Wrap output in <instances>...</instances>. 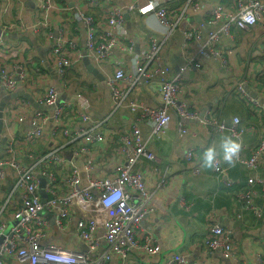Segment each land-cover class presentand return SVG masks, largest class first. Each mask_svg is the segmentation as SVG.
<instances>
[{"label":"built area","instance_id":"2783aa9c","mask_svg":"<svg viewBox=\"0 0 264 264\" xmlns=\"http://www.w3.org/2000/svg\"><path fill=\"white\" fill-rule=\"evenodd\" d=\"M35 1L44 11L55 8V0ZM119 1H122L123 9L128 14H152L157 20L159 35L149 36L141 54L132 53L134 45L124 27L123 11L115 5L105 12L107 30L101 28L100 34L91 16L82 12L76 17L84 25L83 50L68 35L63 24L57 29L55 38L48 35L51 41L50 60L62 85L69 69L78 64L85 54L94 67L105 75L104 83L113 106L112 113L126 110L134 117L129 130L118 136L117 158L110 165L111 177H99L94 173L97 161L92 155L96 147L106 143V119L92 120L72 102H61L56 89L49 88L42 98L35 101L53 107L51 112L37 110L28 119L30 130L24 136L10 138L4 151L0 148V186L6 187L11 177L8 191L4 197H0V264H128L129 257L135 260L132 264H146L158 257L164 251L163 247L144 227L145 222L155 217L156 209L152 205V193L146 177L137 166L145 162L158 163L150 143L166 133L173 115L181 120L178 129L182 134L187 132L184 122L199 119L198 114L190 111L181 101V75L171 73L162 52L173 32L191 14L197 16L199 21L187 25L179 44L183 53L190 46L195 50L193 57H187L186 68L201 71L203 59H219L225 67L226 51H223L221 37L232 39L233 28L249 31L264 21V0H233L235 10L232 12L224 11L221 5L207 9L198 0H182L181 10L177 13L165 6L170 0ZM115 50L130 54V72H126L120 64L112 74L105 73L104 63ZM261 74L258 72L254 77L259 80ZM18 75L21 80L25 79L22 72ZM249 81L247 76L239 77L235 92L260 114L264 126V95L262 101L253 97L247 89ZM152 84H159L156 107L131 98L133 90ZM17 85L18 81L11 73L1 71L0 90L12 94ZM23 105L27 107L30 103L25 100ZM5 106L0 108L3 123ZM211 116L208 112L202 115L201 127H213L216 132L226 129L223 121H216ZM24 121L23 117L17 118L19 123ZM49 122L54 125L47 130ZM77 123H89L90 126L77 127ZM141 125L147 127L146 133L141 130ZM228 131L233 138L240 139L245 129L239 118L234 117ZM58 135L65 140L63 146L57 144L42 154L26 149L45 137L55 138ZM242 150L241 145H236L227 153L224 161L256 169L258 161L264 156V129L248 158L242 157ZM193 154V149L185 152L184 160L188 164L193 163ZM224 161L219 157L214 158L213 171L217 175L224 176ZM191 170L194 174L198 173L196 168ZM41 181L44 182L43 187L40 186ZM163 184L164 179H161L155 187L161 188ZM225 186L230 188L233 183L225 180ZM41 191L46 194L44 203ZM257 195L264 197V182L254 178L249 180V188L238 194V200L247 211L260 218L258 208L249 201ZM16 197L19 205L8 213V220L13 224L7 230L9 223L2 216L7 208H12ZM177 204L185 211L189 210L183 196H178ZM262 222L264 225V218ZM71 229L74 238L84 245V251L46 243L47 235H63ZM205 247L209 253H219L223 260L234 258L229 233L219 225L211 227ZM161 264L190 263L186 255L173 253ZM257 264H262L261 260L258 259Z\"/></svg>","mask_w":264,"mask_h":264},{"label":"crops","instance_id":"0c3cea01","mask_svg":"<svg viewBox=\"0 0 264 264\" xmlns=\"http://www.w3.org/2000/svg\"><path fill=\"white\" fill-rule=\"evenodd\" d=\"M55 0V8L44 11L35 0H0V73L6 70L18 81L19 97L10 99L4 108V123L0 134V148L4 151L8 140L12 137L24 136L30 130L29 118L37 111L32 105H23V94H28L34 100L42 98L47 90L54 87L61 102L71 95H80L88 103L86 110L77 102H72L81 112L88 114L92 120L106 119V143L96 147L92 155L97 161L94 173L111 177L110 165L114 164L118 153V136L129 130L134 119L126 110L112 113L105 83L98 81L89 74L82 60L69 69L65 84L58 79L50 60L49 49L57 29L62 24L68 35L84 49V25L76 17L84 12L94 19V24L100 34L101 28L107 30L105 12L110 6L122 9L124 27L128 38L132 41L135 54H141L148 44L151 34L157 36L158 23L151 15L128 14L119 0ZM205 8L223 6L224 11L235 10L233 0H198ZM182 0H170L165 3L175 13L181 10ZM142 5V2H140ZM124 11L127 13L124 15ZM197 18V19H195ZM196 20V21H195ZM199 21L197 16L189 15L187 21L173 32L170 42L162 52V58L167 63L173 75H181V101L188 109L198 114L199 119L184 122L186 134L179 132L181 121L173 115L166 133L150 143L151 151L158 158V163H141L137 169L144 174L150 192L155 217L144 223L146 232L155 242L163 247V252L146 264H161L173 253L187 256L190 264H257L258 259L264 264V197L257 195L249 201L260 213V218L244 208L238 200V194L249 188L250 179H260L264 182V156L258 161L256 169H251L241 163H226L227 153L236 145H241L242 157L248 158L253 148L258 144L264 126L259 113L245 102L235 92L239 77H249L248 92L262 101L264 95V21L253 26L249 31L232 29V39L221 37L226 66L220 60L203 59L202 70L186 68V59L193 57L195 50L190 46L186 53L180 49L182 33L191 22ZM156 33V34H155ZM130 72V54L113 51L111 57L104 63L105 73L112 74L118 65ZM23 73L21 80L18 73ZM262 73L259 80L254 77ZM101 73V72H100ZM104 75V74H102ZM105 77V75L103 76ZM13 94V93H12ZM131 98L140 100L149 106H157L159 101V84L147 88L141 87L132 91ZM27 101V100H26ZM67 102V101H66ZM264 106V104H263ZM44 110L50 113L53 107ZM211 113L216 121H223L226 129L216 132L213 127H201V117ZM18 117L25 118L23 123L17 122ZM237 117L245 129L240 139L233 138L228 131L229 121ZM54 125L49 122L46 129ZM90 124L77 123L75 126ZM101 127V126H100ZM103 129V127H101ZM146 133L147 127L141 125ZM61 135L55 138L45 137L26 147L28 151L42 154L45 150L64 145ZM188 149H193V163L184 160ZM65 151V150H64ZM64 154V153H63ZM65 156V154H64ZM102 156V157H101ZM209 156L211 159H209ZM69 157V156H68ZM221 158L225 169L224 176L213 171V160ZM192 168L198 170L197 174ZM167 170L166 172H164ZM10 175V173H8ZM161 179V188L155 185ZM225 180L233 183L227 188ZM6 187L0 186V197H4L11 184V177ZM257 188V187H255ZM259 191V188H258ZM183 196L188 211L177 204L178 196ZM19 205L16 197L12 208H7L2 218L8 221L9 211ZM79 214V213H77ZM72 223V227H73ZM219 225L229 233L233 245V257L230 261L223 260L219 253H209L205 247L210 229ZM72 229L65 234L52 233L47 235L46 243L59 244L71 250L84 251L85 247L72 235ZM135 260L128 258L127 263ZM8 264H17L10 262ZM119 264V263H118Z\"/></svg>","mask_w":264,"mask_h":264},{"label":"water","instance_id":"95a60500","mask_svg":"<svg viewBox=\"0 0 264 264\" xmlns=\"http://www.w3.org/2000/svg\"><path fill=\"white\" fill-rule=\"evenodd\" d=\"M125 14H127V13L124 11V15ZM195 19H197V18H195ZM82 63L84 65L86 71L89 74H91L93 77H95L100 82L104 81L103 75L94 67V65L89 61V59L85 56V54H84V57L82 59ZM18 97H19L18 93L7 94L5 91L0 90V108L2 109L5 106V104L7 103V101H9L10 99H16ZM253 97H257V96H253ZM23 98L25 100H27L32 105V107L34 109H36V110L44 111V110L49 109L48 107L37 103L28 94H23ZM65 101H67V102H77V103H79L81 105V108L84 109V110H86L88 108L87 101L85 100L84 97H82L80 95H71V96H69V99H67ZM228 123H229V126H230V121ZM2 128H3V119H2V115L0 113V134H1ZM40 186L41 187L44 186V182L43 181H41ZM40 194H41V197H42V202L44 203L46 201V194L43 191H41Z\"/></svg>","mask_w":264,"mask_h":264},{"label":"clouds","instance_id":"9594fccd","mask_svg":"<svg viewBox=\"0 0 264 264\" xmlns=\"http://www.w3.org/2000/svg\"><path fill=\"white\" fill-rule=\"evenodd\" d=\"M209 159H211V157L209 156Z\"/></svg>","mask_w":264,"mask_h":264}]
</instances>
